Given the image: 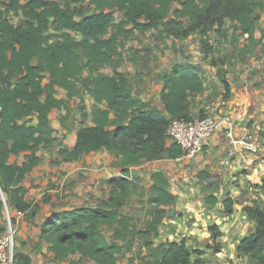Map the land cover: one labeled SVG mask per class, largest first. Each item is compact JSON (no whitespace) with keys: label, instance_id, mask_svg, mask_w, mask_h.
<instances>
[{"label":"trees","instance_id":"trees-1","mask_svg":"<svg viewBox=\"0 0 264 264\" xmlns=\"http://www.w3.org/2000/svg\"><path fill=\"white\" fill-rule=\"evenodd\" d=\"M85 0H0V191L5 205L33 217L37 206L26 200L22 186L25 176L41 161L38 154L56 141L50 123L52 110L71 114L69 100L87 94L92 105L80 110V126L71 148L58 147L62 161H78L83 155L100 149L117 150L126 156L121 175L109 178L113 191L107 200L93 207L66 208L51 212L40 226V239L49 244L51 261L57 263L77 255L95 264H116L124 245L130 248L125 234L147 241V254H139V264H209L200 250H192L184 239L151 244L167 216L166 206L176 202L168 189L169 181L162 170L150 174L148 219L139 229L119 209L134 191L128 181L129 167L141 159L153 161L175 159L181 148L168 140L166 130L171 119L191 120L190 96L203 90L199 67L176 63L162 76L161 111L132 95L128 76L118 70L105 74L104 66L120 60L122 42L135 32L145 33L161 28L166 34L201 37L200 51H211L207 35L218 29L225 19L235 22L247 46H254L253 11L264 10L261 0H87L91 13L85 14ZM177 4L173 8V4ZM114 10L122 14L116 21ZM10 12L20 13L22 25H15ZM171 16V17H170ZM51 24L56 33H50ZM75 35L80 38L76 39ZM206 39V40H205ZM264 30L260 42L264 52ZM207 41V42H206ZM48 77V82L43 79ZM65 92L59 97L58 91ZM228 97V93H227ZM125 118L117 121V117ZM22 158L18 162L19 158ZM216 204L213 195L205 197ZM235 200L223 199V211L231 214ZM0 197V234L4 231ZM248 218L255 222L252 233L241 238L237 254L247 264H264V205L245 206ZM14 225L15 216L10 217ZM100 225L113 226L114 241L108 242ZM209 238L216 243L222 235L217 225L209 226ZM217 245V244H216ZM218 250V247L215 249ZM192 255L197 258L192 260ZM12 263L32 264L29 255L15 252Z\"/></svg>","mask_w":264,"mask_h":264},{"label":"rangeland","instance_id":"rangeland-1","mask_svg":"<svg viewBox=\"0 0 264 264\" xmlns=\"http://www.w3.org/2000/svg\"><path fill=\"white\" fill-rule=\"evenodd\" d=\"M261 1L264 3V0ZM74 5L82 6L85 14L92 12L87 0L82 4L76 3ZM176 7L177 4H173V8ZM114 15L116 21L122 17V14L117 10H114ZM253 17L257 42L254 46H247L246 36L239 34L235 28V22L228 19L224 20L219 30L215 29L208 33L207 39L211 51L207 55L200 51L201 37L199 35L174 36L164 33L159 28L145 33L135 32L133 37L122 42L119 49L120 60H115L104 66L101 71L108 75L112 74L114 70L125 73L132 87V95L161 111L163 106L160 98L163 85L162 76L168 73L176 63L195 64L199 67L204 87L201 92L192 94L189 98L192 119L228 114L227 101L232 88L249 87L250 92H259V98H257V104L253 105L252 108L255 116L249 119L248 124L251 128L253 124L257 126V129H252L254 130L252 135L264 137V52L260 42L264 30V10L255 8ZM8 18L15 25H22L24 22L20 13L10 12ZM49 32L53 34L57 32L55 24H51ZM75 37L76 39L80 38L79 35H75ZM263 41L264 39H262ZM47 82L48 77L46 76L43 83ZM58 96L65 97V92L59 90ZM69 105L71 114L63 122H60L59 119L65 113L61 110H52L50 123L55 128L56 141L52 146L40 149L39 155L42 157V163L39 165V169L28 174L25 180L26 184H29L26 197L29 202L37 206L34 216L15 215V210L8 208L7 205L2 208V224L4 226L7 213L10 217L15 216L14 225L10 221L13 231L11 239L12 256L20 250L19 230L28 232L27 241L24 242L23 246H27L29 252L32 253L34 257L32 264H95L92 260L81 259L77 255L71 256L69 260L53 263L48 252L49 249L45 247L47 241L43 239L34 244L33 240L39 225L49 215L51 208L56 210L74 206L93 207L99 201L107 200L110 195H117L108 180L120 176V170L127 167L125 165L126 156L117 150L103 148L97 153L83 155L78 162H56L58 160L56 152L58 146L71 147L73 145L75 130L80 126L79 106H83L88 112L92 100L87 94H83L80 98L75 97L69 100ZM121 119L124 120V123L127 121L119 116L116 120L120 121ZM259 138H256L257 141ZM18 160H21V157ZM183 163L184 161L181 160L175 161V164H182V166ZM175 164L174 160L167 158L153 161L141 159L138 165L129 167L130 174L127 179L133 185L134 191L127 197L126 203L120 207L119 211L121 215L130 217V221L135 227L143 228L148 219L150 174L154 170H162L167 175L168 189L177 197L173 205L165 207L167 216L159 226V237H153L152 245L158 244L159 240H172L173 237L181 238V234L184 233L182 226L184 222H180L178 218L179 216L184 218L185 213L187 215V211H182V208L189 199L195 202L201 196L200 191L191 195L185 191L188 188L182 182L188 183V179L175 175ZM184 166L187 168V165ZM176 176L180 180H177ZM235 202L243 212H245L243 209L245 206L264 205V183L261 186L250 183L249 186L240 188L239 193H236ZM169 218H174V220L171 221ZM30 220L32 221L30 222ZM185 222L186 225H189L187 224L188 221ZM100 231L108 242L114 241L113 226L100 225ZM250 231H252V227L247 228L242 235H246ZM5 232L6 229L4 228L0 235H4ZM125 236H127L125 239H120L117 242L124 245L126 240L130 238L132 244L129 249L124 245L122 251L117 255L116 264H139V254L143 255L148 252L147 241L132 237L130 233L125 234ZM185 240L187 243L190 239ZM189 246L192 249L191 246L193 245ZM216 247L218 245L215 244L211 248L216 249ZM192 250L205 252L204 249L198 247ZM211 255L208 258L212 260ZM194 258H197L196 255H192V260Z\"/></svg>","mask_w":264,"mask_h":264},{"label":"crops","instance_id":"crops-1","mask_svg":"<svg viewBox=\"0 0 264 264\" xmlns=\"http://www.w3.org/2000/svg\"><path fill=\"white\" fill-rule=\"evenodd\" d=\"M257 98H259V92H250L249 87L241 89L232 88V92L227 101V112L234 120V138L236 141L240 142L242 140L244 141V139L247 140V137L251 135L256 143L257 151L251 153L239 142L230 143L226 133L220 131L210 138L209 142L203 147L201 152L191 158L181 160L184 161L183 166L182 164H175V161L179 162L180 160L172 159L175 164V175H179V177L182 176L183 179H188V183L182 182L184 185H187L188 190L185 191L189 192L190 195L195 192L199 193L200 191L201 196L198 197L195 202L190 199L187 201L186 199L187 203L183 206L182 211H187V215L185 213L183 215L184 218L178 215V220L184 222L182 223L184 233L181 234V238L177 239L173 237L174 239L171 241L185 240L189 238L190 240L187 241L188 245L187 243L186 245L189 248V245H193L191 246L192 249L195 247L204 249L205 252L203 253V257L210 261L209 264H243V262L244 264H247L246 257L238 256L237 247L241 238L253 232L255 222L248 218L246 213L240 210L236 203L231 214L225 213L223 211L222 201L226 197H231L235 200L236 193H239L240 188L249 186L250 183L257 184L258 186H261L264 183V137L252 135V132H254L252 129H257V126H254L253 124L251 128L248 124L249 119L255 116V112L252 111V108L253 105L257 104ZM256 138H259L260 140L258 139L257 141ZM73 139L74 145L75 136ZM58 147L63 146L59 145ZM57 157L58 160H60V156L57 155ZM253 159L255 160L251 162ZM21 160H18V162ZM68 162L78 161H62L60 163ZM41 163L42 161L31 172H36ZM184 165H187V168ZM28 174L22 182V186L26 189V194L29 184H26L25 180ZM179 177L176 176V179L180 180ZM208 195L215 196L218 200L217 203H206L204 199ZM26 200L28 201L27 197ZM63 209H66V207L56 210L51 208L49 214ZM48 216L49 215H47L44 220ZM170 219L171 221L174 220V218H169V220ZM44 220H42V222ZM31 221L32 220H30V222ZM185 221H188L187 224L189 225H186ZM41 224L39 225L38 232L33 240L34 244L39 240H43L39 238ZM214 224L217 225L222 232V235L218 238L216 243L210 240V231L208 230L209 226ZM176 227L179 226L176 225ZM249 227H252V231L246 235H242V233ZM27 236L28 232L19 230V251L29 255L32 261L34 259L32 253L29 252L27 246H23L24 242L27 241ZM153 240L154 238L152 241ZM159 242L162 241L159 240ZM215 244L218 245L217 251L214 248H211L212 245ZM45 247L46 249H49V244L46 243ZM48 252L50 253V250H48ZM210 255L212 256V260L211 258H208Z\"/></svg>","mask_w":264,"mask_h":264},{"label":"built area","instance_id":"built-area-1","mask_svg":"<svg viewBox=\"0 0 264 264\" xmlns=\"http://www.w3.org/2000/svg\"><path fill=\"white\" fill-rule=\"evenodd\" d=\"M234 120L229 114H221L217 116H206L191 120L171 119L169 121L166 134L171 143H175L182 150V155L175 158L183 160L191 158L202 151L203 147L209 142L210 138L217 132L224 131L229 138L230 143H237L234 138ZM244 148L251 153L257 151L256 143L249 135L247 140L239 142ZM253 159L251 162H253ZM7 211V208H6ZM6 214L5 226L6 232L0 235V263H12L11 239L12 229L10 226V216ZM21 212H16L15 215H22Z\"/></svg>","mask_w":264,"mask_h":264},{"label":"water","instance_id":"water-1","mask_svg":"<svg viewBox=\"0 0 264 264\" xmlns=\"http://www.w3.org/2000/svg\"><path fill=\"white\" fill-rule=\"evenodd\" d=\"M0 197H1V200L3 201V204L5 205V199H4V196L2 195L1 191H0Z\"/></svg>","mask_w":264,"mask_h":264}]
</instances>
